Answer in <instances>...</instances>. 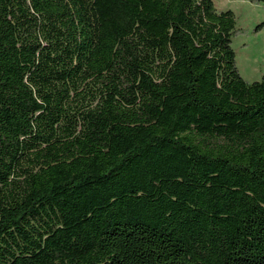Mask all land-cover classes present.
<instances>
[{
    "label": "trees",
    "instance_id": "obj_1",
    "mask_svg": "<svg viewBox=\"0 0 264 264\" xmlns=\"http://www.w3.org/2000/svg\"><path fill=\"white\" fill-rule=\"evenodd\" d=\"M236 32L213 0H0V264H264Z\"/></svg>",
    "mask_w": 264,
    "mask_h": 264
},
{
    "label": "rangeland",
    "instance_id": "obj_2",
    "mask_svg": "<svg viewBox=\"0 0 264 264\" xmlns=\"http://www.w3.org/2000/svg\"><path fill=\"white\" fill-rule=\"evenodd\" d=\"M218 10L230 9L235 16L236 34L232 37L236 66L248 82L264 76V7L252 0H213Z\"/></svg>",
    "mask_w": 264,
    "mask_h": 264
}]
</instances>
